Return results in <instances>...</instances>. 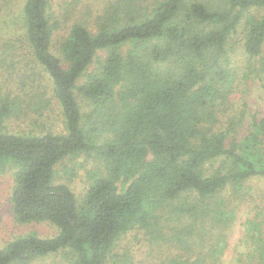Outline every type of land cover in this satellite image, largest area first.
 I'll return each instance as SVG.
<instances>
[{
    "label": "trees",
    "instance_id": "obj_1",
    "mask_svg": "<svg viewBox=\"0 0 264 264\" xmlns=\"http://www.w3.org/2000/svg\"><path fill=\"white\" fill-rule=\"evenodd\" d=\"M20 16L66 132L7 130L18 105L0 86V171L15 170L16 222L58 232L6 241L0 264L54 254L62 264H134L121 241L136 230L169 251L158 264H221L241 205L253 202L249 182L264 177V0H112L93 28L74 21L58 49L53 0H24ZM238 48L259 95L234 109ZM45 94L36 111L50 107ZM81 98L96 117L86 119ZM81 154L94 168L79 200L54 178ZM262 212L255 204L242 218L241 264H264Z\"/></svg>",
    "mask_w": 264,
    "mask_h": 264
},
{
    "label": "rangeland",
    "instance_id": "obj_2",
    "mask_svg": "<svg viewBox=\"0 0 264 264\" xmlns=\"http://www.w3.org/2000/svg\"><path fill=\"white\" fill-rule=\"evenodd\" d=\"M112 0H53L56 13L55 20L61 22L55 31L54 47L60 44L62 37L67 33L68 27L76 20H83L93 28L94 20ZM24 0H10V5L0 11V86L6 93H10L13 102L18 105V114L8 119L7 130L16 133L33 131L44 133L48 131L56 133L66 132L64 117L52 92L51 79L42 66L35 61L31 49L23 36H21L20 11ZM253 12V11H252ZM235 61L241 69L240 87L233 95L232 107L240 109L248 97L249 92L259 95L256 87L259 80L251 75V79H244L245 57L238 48L235 53ZM255 73V72H254ZM256 74V73H255ZM47 86V87H46ZM43 87V88H42ZM255 87V88H254ZM43 92L51 100L50 107L43 111H36L40 104L36 102ZM83 112L91 119L96 117L93 108L86 104L84 99ZM260 102V100H259ZM256 104L254 102H250ZM94 168V160L81 154L76 158H66L56 166L55 183H67L79 200H82L88 185L87 171ZM14 168L8 167L0 171V246L4 245L19 235L37 231L41 236L50 237L58 232L56 225L50 222H31L20 224L16 222L12 210L11 194L14 185ZM249 184L253 187L252 203L242 204L238 220L230 233L229 247L227 248L221 264H241L236 251L237 244L242 236V218L247 216L255 204L264 214V177L254 178ZM154 246H156L154 244ZM151 246L145 236L138 230L129 233L121 241V247L131 249L135 255L134 264H158L166 259L169 251L166 248ZM65 261L63 254L44 256L34 260L31 264H62Z\"/></svg>",
    "mask_w": 264,
    "mask_h": 264
}]
</instances>
